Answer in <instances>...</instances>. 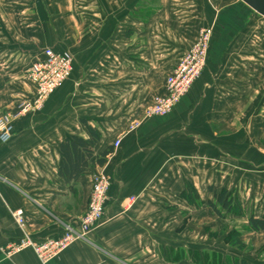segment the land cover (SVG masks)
Returning <instances> with one entry per match:
<instances>
[{"label": "crops", "instance_id": "crops-1", "mask_svg": "<svg viewBox=\"0 0 264 264\" xmlns=\"http://www.w3.org/2000/svg\"><path fill=\"white\" fill-rule=\"evenodd\" d=\"M258 15L242 0H0V116L33 95L28 73L46 48L74 56L71 77L0 140V264H42L31 249L3 253L22 235L15 210L36 240L86 212L97 166L72 184L59 174L61 143L88 139L86 124L101 133L96 156L112 149L105 217L46 264H189L166 225L190 186L202 201L226 188L264 216V157L250 153L264 144V43L248 39ZM208 25L202 75L169 115L147 117Z\"/></svg>", "mask_w": 264, "mask_h": 264}, {"label": "built area", "instance_id": "built-area-1", "mask_svg": "<svg viewBox=\"0 0 264 264\" xmlns=\"http://www.w3.org/2000/svg\"><path fill=\"white\" fill-rule=\"evenodd\" d=\"M214 35V26L202 28L191 49L184 53L180 61L166 79L167 92L156 96L153 103L146 109L147 117H164L169 115L177 104L190 91L193 84L202 75L208 60L209 50ZM74 69V56L68 50L46 48L43 57L35 61L29 70L28 80L33 86L32 96L19 100L16 111L0 116V140L8 142L14 133L13 122L22 115L41 109L47 99L67 81ZM117 140L115 147L120 145ZM92 192L86 212L81 216L77 226L66 225L58 236L34 239L27 231L26 220L22 210L12 214L22 231L15 241L2 248L7 257H12L26 249H31L42 264L55 259L77 240L86 237L104 220L106 204L112 180L100 166L92 173ZM136 198L131 197V202Z\"/></svg>", "mask_w": 264, "mask_h": 264}, {"label": "rangeland", "instance_id": "rangeland-1", "mask_svg": "<svg viewBox=\"0 0 264 264\" xmlns=\"http://www.w3.org/2000/svg\"><path fill=\"white\" fill-rule=\"evenodd\" d=\"M248 24L256 31H248V39L264 43V17H252ZM209 26L212 25L205 27ZM254 149L256 151L250 153L256 152L264 157V144H257ZM189 194L192 202L183 199L187 203L182 207L169 209L180 212L177 216L181 218L174 221L168 219L166 225L167 236L182 239L180 256L183 260L190 261L189 264H240L242 260H247L250 264H264V232L248 229L249 217L261 214L260 212L256 213L254 209L243 207L238 202V213L223 211V216H219L209 205H204L209 200L203 202L200 196L194 197V192L190 189ZM237 237L245 243L244 248L232 244Z\"/></svg>", "mask_w": 264, "mask_h": 264}, {"label": "trees", "instance_id": "trees-1", "mask_svg": "<svg viewBox=\"0 0 264 264\" xmlns=\"http://www.w3.org/2000/svg\"><path fill=\"white\" fill-rule=\"evenodd\" d=\"M86 126L90 133L88 139L72 136L61 143L62 162L59 174L69 184L75 183L83 173L92 167L104 166L112 153V149H108L102 155L96 156L94 148L101 139V133L89 124H86ZM189 189L194 192V197H199V194L192 186L188 187V190L183 191L180 196L182 199L192 202ZM210 191L214 194V199L209 200L207 203L219 216H223V211L228 213L239 212L240 205L233 192L226 188L219 189L213 186L210 187ZM248 229L255 232L264 231V216L251 215L248 221ZM232 244L239 248L245 247V243L239 237L235 238ZM240 264L250 263L247 260H242Z\"/></svg>", "mask_w": 264, "mask_h": 264}, {"label": "water", "instance_id": "water-1", "mask_svg": "<svg viewBox=\"0 0 264 264\" xmlns=\"http://www.w3.org/2000/svg\"><path fill=\"white\" fill-rule=\"evenodd\" d=\"M253 10L264 16V0H242Z\"/></svg>", "mask_w": 264, "mask_h": 264}]
</instances>
